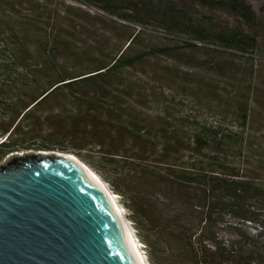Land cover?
Here are the masks:
<instances>
[{
  "label": "trees",
  "instance_id": "obj_1",
  "mask_svg": "<svg viewBox=\"0 0 264 264\" xmlns=\"http://www.w3.org/2000/svg\"><path fill=\"white\" fill-rule=\"evenodd\" d=\"M90 1L118 19L79 10L75 15L88 27L81 33L94 38L76 46L74 27L53 32L55 9L47 1L0 0V160L52 146L75 154L120 194L148 264H264V129L249 126L256 96L248 90L229 98L237 130L179 115L159 79L133 73L135 64L168 48L135 50V28L119 42L128 28L123 21L185 29L207 41L209 23L186 14L194 2L229 7L248 23L251 6L243 0ZM97 20L111 26L112 36L93 34ZM223 33L224 46L243 53L257 46L244 30Z\"/></svg>",
  "mask_w": 264,
  "mask_h": 264
},
{
  "label": "rangeland",
  "instance_id": "obj_2",
  "mask_svg": "<svg viewBox=\"0 0 264 264\" xmlns=\"http://www.w3.org/2000/svg\"><path fill=\"white\" fill-rule=\"evenodd\" d=\"M44 1H47L55 9L53 15L56 20L53 32H64L69 26L74 27L76 32L74 37L77 39L74 44L76 46L81 44L82 38H85L86 45L90 46L94 38L92 34L81 33L82 30H88V27L86 22L81 23L83 20L75 15L79 13V10L110 16L92 5L90 0ZM157 1L153 0V2ZM243 1L248 3L254 12L253 23L246 22L229 7H209L200 2H194L191 5L186 14L194 17V21L198 24H202V21L209 23L211 36L207 37V41L192 38L190 36L192 32L188 33L185 29L178 28L176 31L169 32L156 25L155 22L136 24L123 21L128 25V28H122L119 42H123L128 31L135 28L140 33L139 40L134 45L135 50L139 51L150 46L168 48L164 54L149 55L140 63L135 64L133 73L144 80L159 79L168 94L175 97L179 115H189L190 118L202 123L221 121L224 128L232 130H237V127L233 124L234 115L231 114L229 98L235 96L236 93L241 96L250 90L256 97H254V104L249 115V126L253 131L256 128L264 129V0ZM177 2L184 5L183 1L178 0ZM110 17L118 19L115 15ZM63 19L66 23L62 22ZM69 20H72L70 24ZM99 21L95 22L94 27H97V31L93 34L97 38L112 36V32L109 30L112 29L111 26L108 25V29ZM233 28L255 35L257 38L255 50L243 53L233 46H224L220 42L219 34L227 33ZM117 31L119 32V29ZM189 42L196 43L197 46L187 45ZM251 70H253L252 77L249 74ZM155 72H160L161 77H157L156 74L160 73ZM187 129L188 125L183 128L184 131ZM208 146H216V144L211 141ZM54 150L65 151L61 150L59 146H52L51 149H27L19 152L42 151L48 153ZM7 158L8 155L1 159L0 163H5ZM108 187L110 188V186ZM110 190L115 194L116 201L132 230L144 260L148 264L145 244L136 233L127 208L122 204L120 194L111 188Z\"/></svg>",
  "mask_w": 264,
  "mask_h": 264
},
{
  "label": "water",
  "instance_id": "obj_3",
  "mask_svg": "<svg viewBox=\"0 0 264 264\" xmlns=\"http://www.w3.org/2000/svg\"><path fill=\"white\" fill-rule=\"evenodd\" d=\"M73 156L14 151L0 163V264H139L111 202Z\"/></svg>",
  "mask_w": 264,
  "mask_h": 264
},
{
  "label": "bare ground",
  "instance_id": "obj_4",
  "mask_svg": "<svg viewBox=\"0 0 264 264\" xmlns=\"http://www.w3.org/2000/svg\"><path fill=\"white\" fill-rule=\"evenodd\" d=\"M73 159L76 160L80 164V166L84 168L88 172V174H90V176H92V178H94V180H96V182H98V184L101 186L104 194L107 196L108 200L111 202L124 228L126 237L133 249L136 259L138 260L139 264H147L146 261L144 260V257L141 254V251L138 247L136 239L134 238V235L132 234V230L130 229L123 215V212L116 201L115 194L110 190V188L106 185V183L97 175V173L93 171L88 165H86L81 159H79L78 157H74V156H73Z\"/></svg>",
  "mask_w": 264,
  "mask_h": 264
}]
</instances>
